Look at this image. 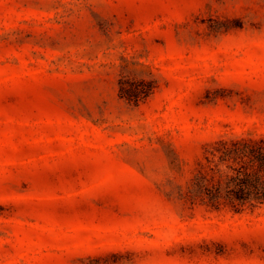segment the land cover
<instances>
[{
    "label": "rangeland",
    "instance_id": "374dc122",
    "mask_svg": "<svg viewBox=\"0 0 264 264\" xmlns=\"http://www.w3.org/2000/svg\"><path fill=\"white\" fill-rule=\"evenodd\" d=\"M243 139L264 0H0V264H264V205L196 184Z\"/></svg>",
    "mask_w": 264,
    "mask_h": 264
},
{
    "label": "trees",
    "instance_id": "16d2710c",
    "mask_svg": "<svg viewBox=\"0 0 264 264\" xmlns=\"http://www.w3.org/2000/svg\"><path fill=\"white\" fill-rule=\"evenodd\" d=\"M150 81L119 80L120 95L138 101L151 92ZM136 84H142L141 87ZM210 182L196 178L202 199L213 208L234 212L264 205V139L221 141L209 151Z\"/></svg>",
    "mask_w": 264,
    "mask_h": 264
}]
</instances>
